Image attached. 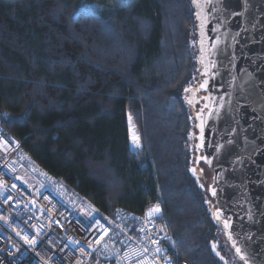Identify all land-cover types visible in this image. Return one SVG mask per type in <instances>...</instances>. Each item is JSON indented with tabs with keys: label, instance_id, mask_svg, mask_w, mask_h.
I'll list each match as a JSON object with an SVG mask.
<instances>
[{
	"label": "trees",
	"instance_id": "obj_1",
	"mask_svg": "<svg viewBox=\"0 0 264 264\" xmlns=\"http://www.w3.org/2000/svg\"><path fill=\"white\" fill-rule=\"evenodd\" d=\"M195 24L192 0H0V125L85 208L157 204L172 264H235L190 147Z\"/></svg>",
	"mask_w": 264,
	"mask_h": 264
},
{
	"label": "water",
	"instance_id": "obj_2",
	"mask_svg": "<svg viewBox=\"0 0 264 264\" xmlns=\"http://www.w3.org/2000/svg\"><path fill=\"white\" fill-rule=\"evenodd\" d=\"M192 1V136L211 214L240 264H264V0Z\"/></svg>",
	"mask_w": 264,
	"mask_h": 264
},
{
	"label": "built area",
	"instance_id": "obj_3",
	"mask_svg": "<svg viewBox=\"0 0 264 264\" xmlns=\"http://www.w3.org/2000/svg\"><path fill=\"white\" fill-rule=\"evenodd\" d=\"M0 138V264H138L142 256L125 258V253L145 247L149 260L172 264L155 253L165 233L155 221L160 212L149 219L146 211L157 204L142 214L117 208L112 217H103L66 196L57 180L33 163L25 166L28 153L1 125Z\"/></svg>",
	"mask_w": 264,
	"mask_h": 264
},
{
	"label": "snow or ice",
	"instance_id": "obj_4",
	"mask_svg": "<svg viewBox=\"0 0 264 264\" xmlns=\"http://www.w3.org/2000/svg\"><path fill=\"white\" fill-rule=\"evenodd\" d=\"M194 2H195V0H194ZM198 15H199V14H198ZM213 47H215V45H213ZM207 84H208V81L205 80L204 83H201V84L199 85L200 89H204V88H206V87H207ZM189 91H190L189 88H185V92H189ZM205 99H211V97H205ZM187 102H188V104H190V105H192V104L194 103L193 100H188ZM205 107H207V105H205ZM209 112L211 113V109L209 110ZM199 117H200V114L198 113V114H197V118H199ZM131 119H132V117H131V115H129V122H130V123H131ZM200 128H201V131H203V122L201 123ZM190 135H191V134H190ZM132 140H133V143L135 144V146H136L137 148H139V147H140V139H139V137L133 135ZM0 143H3V139H2V138H0ZM203 159H207V158L205 157V158H203ZM208 163H211V161H208ZM191 171H192L193 174L195 175V169H192ZM13 187H15V185H13ZM211 191H212V194L215 195V189H212ZM8 199H12V197L9 196ZM93 211H96V209L93 208ZM160 211H161V209L159 208L158 205L153 206L152 208H150V209H148V210L146 211V216L150 219V218L153 217L154 215L158 214ZM97 223H99V222H97ZM225 227H228V222H227V221L225 222ZM141 231H143V229H141ZM106 235H107V230L105 229V231H104V235L100 236V237L96 240V243H97V244H100V243L102 242V240L104 239V236H106ZM24 239H25V241H26L27 243H29V244H34V243H35V238H34V237L31 238V239H29L28 237H24ZM74 242H75V241H74ZM152 243H153V244H156L157 242H156L155 240H153ZM105 248H107V245H105ZM81 251L83 252V249H81ZM162 251H163V249H161V248H159V247H157V248L155 249V253H157V254H159V253L162 252ZM149 252H150V250H149L148 248L145 247L144 249H142V251H136V250H133V251L130 252V253H125V258H127V257L130 256V255H135V256H137V257L142 256L143 258L138 260V264H158V260H155V259H153V260H149ZM237 252H238V253L240 252V249H239V248H237ZM165 259L167 260L168 258L165 257ZM241 259H243V257H241ZM169 264H170V261H169Z\"/></svg>",
	"mask_w": 264,
	"mask_h": 264
},
{
	"label": "rangeland",
	"instance_id": "obj_5",
	"mask_svg": "<svg viewBox=\"0 0 264 264\" xmlns=\"http://www.w3.org/2000/svg\"><path fill=\"white\" fill-rule=\"evenodd\" d=\"M128 137H129V144H130V147L131 148H136V146H135V144L133 143V140H132V137H133V135H135V136H137V137H139L138 136V132H137V130H136V128H135V126H134V124H133V122H132V120H131V123L129 122V116H128ZM191 125V124H190ZM193 127V126H192ZM194 141V140H193ZM194 143H192L191 145H190V147L191 148H194V145H193ZM201 171H202V173L201 174H203L204 176L201 178V179H203V188H205L206 189V187H207V185H208V183H209V173L208 172H205L204 171V169H203V165H201ZM201 181V180H200ZM57 184H59L60 186H61V189H63L62 188V183H61V181H59V180H57ZM64 190V189H63ZM64 192H65V195H71V193L69 192V190H67L66 188H65V190H64ZM79 211V213H80V209L78 210ZM221 239H223V237H220V242L222 241ZM228 248L230 249V254H231V256L233 257V259H234V261H235V264H240V263H238V261H237V259H236V257H235V255H234V253H233V251H232V249H231V247H229V245H228Z\"/></svg>",
	"mask_w": 264,
	"mask_h": 264
},
{
	"label": "clouds",
	"instance_id": "obj_6",
	"mask_svg": "<svg viewBox=\"0 0 264 264\" xmlns=\"http://www.w3.org/2000/svg\"><path fill=\"white\" fill-rule=\"evenodd\" d=\"M108 186V195L117 196L120 190H122L123 182L122 180L115 179V171L109 170V175L105 178Z\"/></svg>",
	"mask_w": 264,
	"mask_h": 264
},
{
	"label": "flooded vegetation",
	"instance_id": "obj_7",
	"mask_svg": "<svg viewBox=\"0 0 264 264\" xmlns=\"http://www.w3.org/2000/svg\"><path fill=\"white\" fill-rule=\"evenodd\" d=\"M194 132V131H193Z\"/></svg>",
	"mask_w": 264,
	"mask_h": 264
}]
</instances>
